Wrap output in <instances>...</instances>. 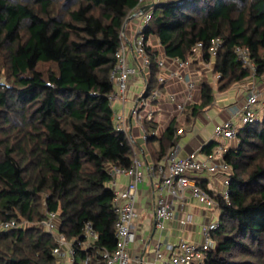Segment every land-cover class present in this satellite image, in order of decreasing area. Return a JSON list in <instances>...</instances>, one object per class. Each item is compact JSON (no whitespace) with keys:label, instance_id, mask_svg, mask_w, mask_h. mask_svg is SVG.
Segmentation results:
<instances>
[{"label":"trees","instance_id":"trees-1","mask_svg":"<svg viewBox=\"0 0 264 264\" xmlns=\"http://www.w3.org/2000/svg\"><path fill=\"white\" fill-rule=\"evenodd\" d=\"M139 5L140 0H0V221L33 223L56 212L60 231L74 243L76 263L91 251L94 264H107L103 251L117 244L110 168L131 166L134 150L115 127L109 95L124 24ZM150 9V88L160 71L151 34L166 55L182 59L199 41L203 58L213 59L211 41L221 38L213 66L221 74L219 91L251 75L237 57L238 45L250 49L256 77L264 76V0H172ZM200 86V99L183 110L185 121L174 119L161 136L149 137L153 161L177 145L179 128L213 105L215 91L205 72ZM149 123L148 131L154 130L156 124ZM237 139L224 155L231 169L229 199L198 180L219 204L220 225L212 230L214 247L196 264H264V111L238 128ZM215 143L203 151L210 154ZM88 222L98 239L84 249ZM55 246L38 225L0 229V264H58Z\"/></svg>","mask_w":264,"mask_h":264},{"label":"built area","instance_id":"built-area-1","mask_svg":"<svg viewBox=\"0 0 264 264\" xmlns=\"http://www.w3.org/2000/svg\"><path fill=\"white\" fill-rule=\"evenodd\" d=\"M148 0H140V5L134 10V15L141 18V23L137 31L131 47L135 56V63L129 61V52L126 45L125 26L122 31V42L116 51V64L112 69V79L115 90L109 95L110 103L113 107L115 102L124 105L128 100V92L132 77L142 73L144 75V88L139 97L135 100L131 109V115L139 123L144 126L146 122H156L157 112L159 111V103L166 97L164 89L174 80H182L187 85L189 96L186 101L192 98V91L197 85L195 77L188 72L193 62V56L199 55L203 58L202 50L204 43L197 42L192 47V55L189 58L182 59L180 57H171L175 67L171 68L166 60L157 55V65L160 67L158 74V83L150 88V66L152 63L149 50L145 42V30L150 25L153 18V9L142 11L141 7L147 4ZM153 3L160 1L172 0H152ZM222 43V39L216 37L212 39L209 52L211 57L215 56ZM237 57L245 65L251 69L249 79L255 78L257 72V64L251 58L250 49L247 46L238 45L236 47ZM221 77L220 73H214V78L218 81ZM260 91L255 83L251 84L246 90L245 99L241 107L235 106L231 109L234 117H237L242 124L258 120L261 117L256 105L259 100ZM166 98L175 100L174 95L168 94ZM186 102H176V108L182 112L186 106ZM264 111V105H263ZM113 119L115 127L119 131L126 133L130 143L133 146L134 158L131 166L110 168L112 185L115 191L114 206L118 213L116 221V238L117 244L113 251L104 250L103 257L107 264H196L202 261L204 252L215 245L212 230L220 225L219 217L213 218L202 226V240L193 242L182 239L178 243H173L167 238L159 239L154 246L153 259L147 258L142 252H132L131 246L138 238L136 221L139 218L137 209V198L139 192V184L150 176L153 179L156 195L154 198V226L156 230H164L168 222L178 219L182 224L191 222L188 217L181 218L179 211L176 209V201L184 200L187 192L198 200L205 208L217 209L218 202L214 197L204 189L195 176L201 171H209L212 173L220 172L230 168L224 160V155L228 148L219 144L213 153L206 158H200L196 154H190L186 157H179L176 147H174L162 160L157 162H145L139 149L135 146L133 137L129 133L126 117L123 110L113 108ZM238 126L232 119L225 120L218 124L215 128V135L223 137L227 140L237 139ZM183 129L179 128L178 133H182ZM151 132L144 126V140H148ZM119 175L130 177L124 189H118L116 179ZM229 177L225 182V188L219 192L224 199H229ZM31 222L21 223L15 219L0 221V229H9L18 226H28ZM44 230L48 231L54 240L56 246L53 254L57 260L67 259L69 264H94V256L91 251H87L82 260L76 263V249L72 240H69L66 234L60 231L58 214L48 211L47 217L42 221L34 223ZM86 240L83 241L82 247L88 249L93 241L98 239V234L91 222L86 223L85 228Z\"/></svg>","mask_w":264,"mask_h":264},{"label":"crops","instance_id":"crops-1","mask_svg":"<svg viewBox=\"0 0 264 264\" xmlns=\"http://www.w3.org/2000/svg\"><path fill=\"white\" fill-rule=\"evenodd\" d=\"M153 3L152 0H148L147 4ZM129 20V19H128ZM141 18L134 16L130 21H127L125 25L126 45L129 52V61L135 63V56L131 43L137 35L138 28L140 26ZM149 41L154 50H158V56L166 60V63L175 67L172 58L166 55L164 47L161 44L160 39L156 35H150ZM192 65H190L188 72H190L196 79L197 85L192 91V98L186 101L189 96L187 85L182 80L171 81L164 89L166 97L168 94L174 95L175 100L164 98L159 103V111L157 112V121L155 123V129L150 131L151 135L161 136L167 126L177 119L183 123L185 121L184 112H180L176 108V102H191L198 101L201 96L200 79L202 73L205 72L214 87L215 100L212 106L198 113L194 122L190 125H184L183 132L179 135V141L175 146L179 157H186L190 154H196L200 158H206L211 155L217 145L223 144L228 149L235 146L237 139L227 140L223 137L215 135V128L218 124L225 120L232 119L233 122L240 127L242 123L237 117H234L231 109L235 106L241 107L243 105L246 90L254 82L250 81L249 77L234 84L232 87L225 91H219L217 80L214 78V59L205 60L199 55L193 56ZM142 73L132 77L129 86L128 100L122 105L120 102H115L114 109L123 110L126 117V124L129 133L133 137L135 146L139 149V152L145 162L153 161L150 148L148 146V140H144V126L147 128V124L140 125L135 121L131 115V109L135 100L139 97L141 91L144 88V71ZM256 84V83H255ZM260 91L259 100L257 102V109L260 114H263L264 105V77L257 79L256 85ZM215 141L213 151L208 154L203 151V147L209 142ZM153 145H158V141L152 142ZM231 171V169H230ZM230 173L217 172L212 173L209 171H201L195 174L198 180L205 181L210 189L216 192H221L225 188V182ZM130 177L126 175H119L116 179V186L118 189H124L129 182ZM111 185V184H110ZM112 186V185H111ZM156 195L153 179L150 176L139 184V192L137 198V209L139 212V218L136 221L138 238L136 242L131 246L132 252H142L147 258L153 259L154 246L159 239L167 238L173 243H178L182 239H187L193 242H200L202 240V226L204 223L209 222L213 218L220 216V209H208L205 208L198 200L193 198L189 192L186 193L184 200L176 201V209L179 211L181 218L188 217L191 222L182 224L180 220L175 219L168 222L166 228L162 231L156 230L154 226V198ZM58 264H69L67 259L58 261Z\"/></svg>","mask_w":264,"mask_h":264},{"label":"rangeland","instance_id":"rangeland-1","mask_svg":"<svg viewBox=\"0 0 264 264\" xmlns=\"http://www.w3.org/2000/svg\"><path fill=\"white\" fill-rule=\"evenodd\" d=\"M133 15H134V10L130 12L128 18H127L126 21H125L124 26L126 25L127 21H130L131 18L134 17ZM128 19H129V20H128ZM140 23H141V22H140ZM263 77H264V76H263ZM263 77H262V78H263ZM0 78H1V77H0ZM257 79H258V77L255 76V78L250 79V81L256 83V85H257ZM237 141H238V139H237ZM220 171H221V172H225V171H227V173H230V172H231V171H230V168H227V169H225V170H220ZM20 222L24 224V223H27L28 220H26V219H22ZM34 223H36V222L31 223V225H35Z\"/></svg>","mask_w":264,"mask_h":264},{"label":"water","instance_id":"water-1","mask_svg":"<svg viewBox=\"0 0 264 264\" xmlns=\"http://www.w3.org/2000/svg\"><path fill=\"white\" fill-rule=\"evenodd\" d=\"M153 6H154V3L146 4V5L141 7V10L146 11V10L152 8Z\"/></svg>","mask_w":264,"mask_h":264}]
</instances>
